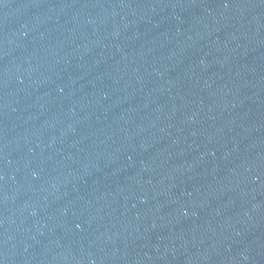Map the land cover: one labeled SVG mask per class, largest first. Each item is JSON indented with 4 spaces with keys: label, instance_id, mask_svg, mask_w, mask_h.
<instances>
[{
    "label": "water",
    "instance_id": "1",
    "mask_svg": "<svg viewBox=\"0 0 264 264\" xmlns=\"http://www.w3.org/2000/svg\"><path fill=\"white\" fill-rule=\"evenodd\" d=\"M0 264H264V0H0Z\"/></svg>",
    "mask_w": 264,
    "mask_h": 264
}]
</instances>
